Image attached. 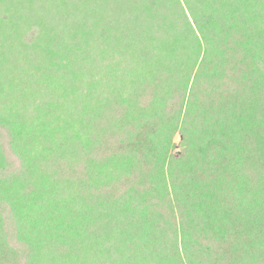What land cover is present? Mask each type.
<instances>
[{
	"label": "trees",
	"instance_id": "trees-1",
	"mask_svg": "<svg viewBox=\"0 0 264 264\" xmlns=\"http://www.w3.org/2000/svg\"><path fill=\"white\" fill-rule=\"evenodd\" d=\"M0 264H264V0H0Z\"/></svg>",
	"mask_w": 264,
	"mask_h": 264
},
{
	"label": "rangeland",
	"instance_id": "rangeland-1",
	"mask_svg": "<svg viewBox=\"0 0 264 264\" xmlns=\"http://www.w3.org/2000/svg\"><path fill=\"white\" fill-rule=\"evenodd\" d=\"M5 140L7 141L6 147L9 148V150H10L9 139L7 137H5ZM174 143H175V149L173 151V154L180 156L183 153L181 133L178 132L175 134ZM10 152H11V150H10ZM10 154L12 155V158H13L14 155L12 153H10Z\"/></svg>",
	"mask_w": 264,
	"mask_h": 264
}]
</instances>
